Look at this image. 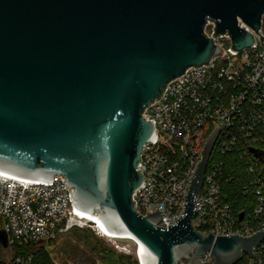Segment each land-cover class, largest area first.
Listing matches in <instances>:
<instances>
[{
	"label": "water",
	"instance_id": "1",
	"mask_svg": "<svg viewBox=\"0 0 264 264\" xmlns=\"http://www.w3.org/2000/svg\"><path fill=\"white\" fill-rule=\"evenodd\" d=\"M263 14L264 0H0V172L62 176L74 206L135 241L141 264H202L207 253L213 264L253 258L264 231L214 236L192 225L223 123L204 145L177 224L167 226L160 207L140 215L133 197L145 182L141 153L156 139L145 109L170 81L222 54L215 37L229 35L234 53L253 48L254 33L264 41ZM0 244L8 247L2 230ZM50 253L98 264L74 238Z\"/></svg>",
	"mask_w": 264,
	"mask_h": 264
},
{
	"label": "built area",
	"instance_id": "2",
	"mask_svg": "<svg viewBox=\"0 0 264 264\" xmlns=\"http://www.w3.org/2000/svg\"><path fill=\"white\" fill-rule=\"evenodd\" d=\"M214 28L215 24L208 22L205 34L213 38ZM259 33L264 37V14ZM254 35L255 46L240 53L230 50L229 35L215 37L222 54L211 65L191 67L170 81L162 96L145 109V118L155 122L156 139L141 153L138 170L145 182L133 197L140 215L147 216L160 207L167 226L185 216L193 170L205 143L223 123L201 194L195 199L197 212L192 225L203 235L213 230L214 236L249 237L264 231V222L259 220L264 212V176L258 172L259 160L248 162L246 168L258 188L257 226L237 222L232 207L223 201L220 184L223 157L236 150L242 135L252 145L257 141V130L264 129V41ZM90 216L74 206L72 190L62 176L46 182L0 172V230L8 239L1 264H33L32 255L14 256L13 246L49 243L76 227H89L103 237L99 223ZM8 251L11 255L4 256ZM213 263L210 253L202 257V264ZM249 264H264V242L254 249Z\"/></svg>",
	"mask_w": 264,
	"mask_h": 264
},
{
	"label": "trees",
	"instance_id": "3",
	"mask_svg": "<svg viewBox=\"0 0 264 264\" xmlns=\"http://www.w3.org/2000/svg\"><path fill=\"white\" fill-rule=\"evenodd\" d=\"M255 136L257 138L256 143L249 145L248 139L242 135L236 150L223 157L224 168L220 176V184L223 201L232 207L237 222L242 224L248 221L251 223L253 222L254 225L257 226L259 221H255L254 212L259 204V197L257 195L258 188L252 184V179L248 175L246 168L248 162L251 163L258 159L260 162L259 165H257L258 172L262 173V176H264V156L258 157L251 151L252 149H256L264 152V129H258ZM242 213H244V217L243 220H240V215ZM259 220L264 222V212L259 217ZM84 234L85 232L77 233L81 242L91 247L92 250L107 254L104 252V249H101L100 244H97V242ZM12 251L14 256L32 255L33 264H55L51 260L49 252L41 244L30 246L15 245ZM3 252V246L0 244V264L2 263L1 258ZM122 259V257L115 258V256L112 255L107 258V261L109 264H123ZM249 262L250 258L244 255L237 264H249Z\"/></svg>",
	"mask_w": 264,
	"mask_h": 264
},
{
	"label": "rangeland",
	"instance_id": "4",
	"mask_svg": "<svg viewBox=\"0 0 264 264\" xmlns=\"http://www.w3.org/2000/svg\"><path fill=\"white\" fill-rule=\"evenodd\" d=\"M78 232H85L84 235L90 237L92 240L97 242V244H100L101 249H104V252H106L107 254H103L102 252L99 253L96 250H92L91 247L86 246L79 240L77 236ZM72 238H74V247H84V249L87 251L88 258L96 261L98 264H109L107 258L112 255H114L115 258L122 257L123 264H141V260L138 254V248L133 242L116 241L113 239L109 240L108 238L105 239V237H100L89 227L73 228L71 231L57 238L56 240L41 245H43V247L49 252L50 258L55 264H75L74 259L52 256V254L50 253L56 252L58 241ZM5 253L6 254H4V256L11 255L9 251Z\"/></svg>",
	"mask_w": 264,
	"mask_h": 264
},
{
	"label": "bare ground",
	"instance_id": "5",
	"mask_svg": "<svg viewBox=\"0 0 264 264\" xmlns=\"http://www.w3.org/2000/svg\"><path fill=\"white\" fill-rule=\"evenodd\" d=\"M90 217H91V219H93L97 223H99L101 230L103 232V237L111 239V240L115 239L117 241H130V242H133L137 246V243L135 241L131 240L130 238L118 236L115 232L104 229L103 220L98 214H92V216H90ZM137 248H138V246H137ZM138 254H139V250H138ZM139 257H140V254H139ZM140 260H141V258H140Z\"/></svg>",
	"mask_w": 264,
	"mask_h": 264
},
{
	"label": "flooded vegetation",
	"instance_id": "6",
	"mask_svg": "<svg viewBox=\"0 0 264 264\" xmlns=\"http://www.w3.org/2000/svg\"><path fill=\"white\" fill-rule=\"evenodd\" d=\"M77 264H84V263H81V262L79 263V262H77Z\"/></svg>",
	"mask_w": 264,
	"mask_h": 264
}]
</instances>
